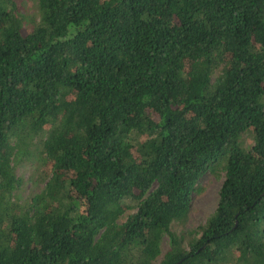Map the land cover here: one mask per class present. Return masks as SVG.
<instances>
[{"label":"trees","instance_id":"16d2710c","mask_svg":"<svg viewBox=\"0 0 264 264\" xmlns=\"http://www.w3.org/2000/svg\"><path fill=\"white\" fill-rule=\"evenodd\" d=\"M23 19L0 0V264H155L164 235L156 264H264V0H36ZM27 161L48 177L21 202ZM220 161L185 247L170 224Z\"/></svg>","mask_w":264,"mask_h":264},{"label":"rangeland","instance_id":"374dc122","mask_svg":"<svg viewBox=\"0 0 264 264\" xmlns=\"http://www.w3.org/2000/svg\"><path fill=\"white\" fill-rule=\"evenodd\" d=\"M16 10L20 15L24 16L22 28L28 31L31 26L30 19H35L36 16V0H16ZM243 138L244 145L248 146L251 143V138L247 135H243ZM14 173L20 180L19 185L14 190V197L21 202L39 193L48 177V170L45 166L37 168L28 161L22 163L14 162ZM223 175L222 161L214 163L207 168L195 183L194 189L190 194L186 218L183 221H174L170 224V230L182 236L185 247L188 239L195 235L192 232L213 212ZM130 212H132L131 209L126 210L118 219V222L123 221ZM166 248L167 236L164 235L160 244V256L154 261L155 264L160 260Z\"/></svg>","mask_w":264,"mask_h":264}]
</instances>
